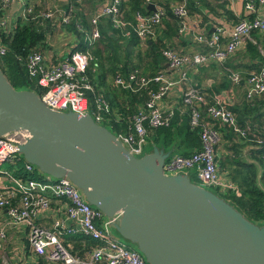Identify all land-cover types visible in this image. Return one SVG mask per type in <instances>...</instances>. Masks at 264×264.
Instances as JSON below:
<instances>
[{
  "label": "built area",
  "instance_id": "1",
  "mask_svg": "<svg viewBox=\"0 0 264 264\" xmlns=\"http://www.w3.org/2000/svg\"><path fill=\"white\" fill-rule=\"evenodd\" d=\"M14 1H23L22 18L33 13L34 5L25 0H1L4 7ZM81 1L70 0L76 3ZM99 1L102 2L101 9L90 18L92 29L86 37L88 45L100 37L98 25L101 18L109 19L112 28L119 30L125 37L134 32L142 44L157 39V29L164 16V9L154 0H143V6L152 4L154 11L151 10L149 15L136 13L135 23L122 17L121 6L126 0ZM244 9L254 16L240 19L229 32L216 27L208 35L199 34L194 37V42L206 47V52L187 55L177 53L171 47L163 49L161 54L167 69L175 72V77L166 71L153 76L133 71L127 76L117 73L113 78L116 88L132 93L143 91L147 95L143 108L132 116L128 132L122 134L114 131L130 153L138 156L145 151L150 129L169 126L177 105L166 106L165 98L175 88L183 87L180 103L190 109L191 127L199 129L200 149L188 156L171 157L165 162L163 171L168 174L180 169H193L197 180L203 184L224 193L232 191L236 194L237 187L219 175L216 158L222 132L214 126V122L230 127L239 139L256 148L263 145L264 132L250 122L240 125L236 115L220 96H214L208 104L202 91L191 83L188 71L208 62L224 64L242 47L243 42L252 41V33L255 31L262 34L264 40V0L246 2ZM259 11L262 15H259ZM172 12L179 20L178 34L188 32L186 0L172 5ZM40 16L59 20L61 24L70 21V12L60 8L47 10ZM1 28L9 32L8 18L5 16L0 19ZM4 52V47L0 45V54ZM91 61L92 55L88 51H73L62 61L56 62L46 60L43 53L33 52L27 56L25 66L30 79H34L43 91L40 98L47 107L56 111L70 110L77 114L90 112L96 123L110 126L109 102L97 93L88 75ZM227 79L232 85L241 87L242 101L252 103L264 98V66L246 75L230 72ZM202 111H205L207 119L212 123L202 120ZM15 151L9 141L0 138V166L4 162L16 165L20 158ZM34 177V169L26 163L17 176L0 170V209H5L8 217L7 222L0 225V240L6 237L7 225H23L27 229L31 251L48 264H146L137 252L112 237L102 213L88 206L68 180L52 181ZM44 221L49 222L44 224ZM67 238L71 241L79 240V252H70L71 244L64 241Z\"/></svg>",
  "mask_w": 264,
  "mask_h": 264
},
{
  "label": "water",
  "instance_id": "2",
  "mask_svg": "<svg viewBox=\"0 0 264 264\" xmlns=\"http://www.w3.org/2000/svg\"><path fill=\"white\" fill-rule=\"evenodd\" d=\"M0 138L41 178L68 180L146 264H264V225L187 175L164 173L174 148L135 156L90 112L50 109L1 70Z\"/></svg>",
  "mask_w": 264,
  "mask_h": 264
},
{
  "label": "trees",
  "instance_id": "3",
  "mask_svg": "<svg viewBox=\"0 0 264 264\" xmlns=\"http://www.w3.org/2000/svg\"><path fill=\"white\" fill-rule=\"evenodd\" d=\"M154 1L164 9L160 24L163 30L156 40L144 44L134 32H131L129 37H125L119 30L112 28L109 19L101 18L98 25L100 37L88 45L85 37L86 34H91L90 18L80 12L78 9L80 5L76 2H70L64 9L70 12L69 23L59 22L62 27L77 34L80 39L79 44L69 52L88 51L92 55L88 75L97 93L109 102L111 109L109 125L117 133L128 132L132 116L143 108L147 95L143 91L132 93L116 88L111 83L114 76L117 73L127 76L133 71H138L141 75L153 76L164 71L165 61L161 54L162 50L168 47L166 42L170 43L172 39L177 38L179 20L172 12V5L181 3L182 0ZM25 2L28 3L27 0ZM186 5L189 15L201 18L202 22L209 20V13L216 14L220 8H226L225 3L219 0H186ZM6 11L7 8L0 0V19L5 16ZM121 11L123 19L132 23H135L136 13L151 14V9L143 6V0H126L121 6ZM41 14V10L35 6L33 13L28 17H18L13 29L8 33L0 29V45L5 49V52L0 54V70L14 89L33 90L38 95H42L43 91L38 88L34 79H30L25 61L30 53H43L46 50L47 34L53 30L50 22L53 19H44ZM189 26L194 28L192 24ZM204 32L210 34L211 27H206ZM255 33L258 32L252 33V41L246 40L245 46L231 56V60H235L236 64L230 65L233 70L230 72L246 75L257 72L264 66V55L260 51L261 42ZM203 48L207 50L206 47ZM108 80L110 85L107 84ZM214 96L213 91H208L206 102L210 104ZM180 100L169 126L150 129L149 135L152 144L165 149L174 148L181 152L182 156H188L200 149L199 129L191 127L190 109L183 106ZM259 107L263 108L261 113L257 109ZM228 108L236 115L240 125H244L245 121L253 123L264 117L263 98L256 99L252 103L243 101L239 106L232 104ZM254 115L256 117L252 118ZM201 117L203 121L213 122L207 119L205 111L201 112ZM214 126L222 132V142L218 145L219 149L217 147L216 158L219 172L225 173L226 178L238 189V194L228 191L221 197L250 221L264 225V144L259 149L252 147L251 144L239 139L230 127L217 122H214ZM262 138L264 139V136ZM243 146L246 148L250 146L253 150L249 154H244ZM70 242L73 247H80L78 239ZM88 246L91 247L93 244ZM75 250L70 249V252L75 253ZM40 260L41 264L45 262L42 258Z\"/></svg>",
  "mask_w": 264,
  "mask_h": 264
},
{
  "label": "crops",
  "instance_id": "4",
  "mask_svg": "<svg viewBox=\"0 0 264 264\" xmlns=\"http://www.w3.org/2000/svg\"><path fill=\"white\" fill-rule=\"evenodd\" d=\"M28 4H33L34 7H38L41 10V13L51 10L54 8L65 9V7L70 4V0H27ZM256 2V0H231L230 2H223L226 5V8L219 9L216 14L209 13L207 22H202V19L189 15L188 19V28L189 31L185 32L183 35L177 34L176 39H172L170 43L166 44L168 47H171L177 53L192 55L194 53L206 52L202 45L194 42V37L199 34L207 35L204 32L206 27H211V32H214L216 27L223 28L226 32H229L234 24H236L240 19L253 17L254 15L248 14L244 5L246 2ZM22 2L23 1H14L8 5L5 17L8 18V29L9 31L13 29L14 23L18 17H21L22 13ZM215 3V2H214ZM80 12L84 13L86 16L91 18L97 11L101 9L102 2L99 0H82L80 3ZM175 5V4H174ZM228 11H227V10ZM229 13L230 15H228ZM261 12L259 11V15ZM262 15V14H261ZM51 28L57 33L56 35L47 34V47L43 52L46 60L51 59L52 61H62L65 56H67L77 44H79L80 39L77 34L72 31L67 30L59 24V20H50ZM192 24L194 28L189 26ZM202 26V27H200ZM58 29V30H57ZM158 35L163 30V27L160 26L158 29ZM203 31V32H202ZM178 33V31H177ZM259 36L261 42V53L264 55V40L263 35L260 33H255ZM88 35L86 34V37ZM85 37V38H86ZM254 38V36H253ZM245 46L243 42L242 47ZM55 50V52L53 51ZM59 53V54H58ZM230 57L224 64H218L216 62H208L207 64L191 68L188 71V77L190 78L193 86H197L205 98L208 96V91H213L215 96H220L223 103L226 106L229 105H241L242 101V91L241 87L232 85L228 79L227 75L231 70L230 65L236 64L235 60H231ZM171 77H175L176 73L169 71L167 65L165 64V69ZM240 73V72H239ZM242 74V73H241ZM183 87L175 88L168 97L165 98L164 104L166 106L178 105L181 91ZM215 90V91H214ZM184 91V90H183ZM218 93V94H217ZM264 99V98H263ZM207 100V99H206ZM211 98L210 101H212ZM258 100V99H257ZM231 107V106H230ZM259 113L263 110L262 107L257 108ZM256 115L252 116V118ZM250 122V121H245ZM252 123V122H250ZM252 124L256 125L258 129L264 132V117L260 118L258 121H254ZM264 136V134H263ZM262 136V137H263ZM263 139V138H262ZM222 142V139H221ZM264 144V139H263ZM153 145L151 143V136L148 134L147 145L146 147L150 148L152 151ZM263 146V145H262ZM261 146V147H262ZM260 148V147H259ZM258 148V149H259ZM253 149H244L243 152ZM176 151V150H175ZM174 155H182L181 152L176 151ZM222 179H225L223 174L219 173ZM223 175V176H222ZM7 213L5 209H0V225H3L7 222ZM49 221H44V224H47ZM5 239L0 240V264H41L40 257L36 256L30 249L28 240H27V229L23 225L13 226L7 225L5 227ZM71 239H64L66 243L71 244ZM70 249H76L75 253L79 252L81 247H73L72 244L69 246ZM45 261V260H44ZM42 264H48L46 261Z\"/></svg>",
  "mask_w": 264,
  "mask_h": 264
},
{
  "label": "rangeland",
  "instance_id": "5",
  "mask_svg": "<svg viewBox=\"0 0 264 264\" xmlns=\"http://www.w3.org/2000/svg\"><path fill=\"white\" fill-rule=\"evenodd\" d=\"M69 5V4H68ZM67 5V6H68ZM64 9V8H63ZM58 30V29H57ZM48 34H51V35H56L57 33L54 31V30H52V31H50ZM53 51L55 52V50L53 49ZM59 54V53H58ZM111 83H113V80H112V82ZM107 84L108 85H110V80H108V82H107ZM106 127H108V129L109 130H112L113 132H114V130L110 127V126H107L106 125ZM160 147V146H159ZM250 147V146H249ZM248 147V148H249ZM221 148V147H220ZM251 148V147H250ZM218 149H219V146H218ZM242 149H247L245 146H243L242 147ZM251 149H253V148H251ZM150 151V148L149 147H145V151H144V154L145 153H148ZM250 151L251 150H247L246 151V153L247 154H249L250 153ZM143 156V155H142ZM141 157V156H140ZM23 165H24V162L22 161V160H20L16 165H11V164H9V163H7V162H4L3 164H1V166H0V170H3V171H7L10 175H13V176H17L19 173H21V168L23 167ZM176 174H184V175H187L188 177H189V179H190V181L191 182H193V183H195V184H197V185H200V186H202L203 188H205V189H207V190H209V191H211V192H213V193H215V194H217V195H219V196H222L223 194H224V192L223 191H221L220 189H218V188H214V187H212V186H208V185H206V184H203L202 182H200L199 180H197V178H196V176H195V172H194V170L193 169H180V170H176V171H174V172H172V173H168V175H176ZM221 174H223L222 176L224 177V178H226V174L225 173H221ZM34 178H37V177H40L39 176V174L37 173V171H34ZM111 234H112V237L113 238H115L116 240H118L119 242H121V243H123L125 246H127L128 248H131V249H134V250H136V251H138L137 249H136V247L133 245V244H131L130 242H128V241H126V240H124V239H122L117 233H116V231L114 230V228H111ZM139 252V251H138ZM140 253V252H139Z\"/></svg>",
  "mask_w": 264,
  "mask_h": 264
}]
</instances>
